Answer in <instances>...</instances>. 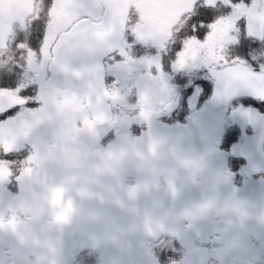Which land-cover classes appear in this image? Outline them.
Here are the masks:
<instances>
[{"label":"rangeland","instance_id":"374dc122","mask_svg":"<svg viewBox=\"0 0 264 264\" xmlns=\"http://www.w3.org/2000/svg\"><path fill=\"white\" fill-rule=\"evenodd\" d=\"M9 1L26 7L31 0ZM137 1L145 9H141L143 19L137 27H131L130 37L136 39V45L154 52L130 55L125 41L119 48L124 52L122 67L108 60L110 77L139 80L136 90H115L116 118L111 125L95 128L90 119L91 126L85 125L83 118L89 116L84 104L71 90L58 88L39 97L41 106L26 127L17 132L0 131V153L31 149L29 169L17 167L15 159L7 162L0 157V219L6 223L16 216L20 222L16 232L0 228V264H51V253L54 258L60 253L67 264L84 249H100L112 233L121 230L123 225L116 218L127 207L126 201L142 216L141 222L134 219L129 225L136 228L145 245L137 264H158L150 244L160 235L176 238L185 251L195 246L207 248L214 263L264 264V113L244 102L214 111L200 82L184 92L173 84L180 71L208 72L212 71L211 61L224 60V47L235 45L243 33L237 23L241 16L252 22L249 35L262 36L264 0L250 4L241 0L235 5L232 2L233 6L228 0H219V4L207 0L203 6L219 10V15L206 25L209 31L204 41L195 36L183 41V68L178 67L174 54L164 67H157L171 37L165 19L162 27L153 23L152 8L162 0ZM173 1L177 4L169 10L172 24L184 17L180 14L184 9L186 13L192 10L196 0ZM224 6L231 10L224 12ZM60 12L59 3L53 23L60 19ZM0 29L3 38L7 36V25L0 24ZM54 33L48 35L49 42ZM28 70L32 83L45 78L41 67L36 69L33 55ZM0 72L12 73L2 67ZM151 77L159 88L173 90L178 114L165 120L177 124L167 125L159 108L144 120L140 110L132 107L133 101L141 105L139 94ZM179 80L183 82V78ZM15 85L16 93L24 89V83ZM206 121L211 122L209 128ZM230 126L238 129L235 142L232 140L227 151L218 150L223 130ZM133 128L136 137L130 136ZM231 158L243 160L241 165L235 163V174L229 167ZM207 162L215 163L220 174L212 194L206 193L198 176V168ZM133 189L134 198L130 195ZM57 191L59 204L54 201ZM81 191L88 195L81 197ZM69 200L73 211L66 230L58 233L54 230L56 216Z\"/></svg>","mask_w":264,"mask_h":264},{"label":"snow or ice","instance_id":"6c2138e0","mask_svg":"<svg viewBox=\"0 0 264 264\" xmlns=\"http://www.w3.org/2000/svg\"><path fill=\"white\" fill-rule=\"evenodd\" d=\"M219 2V0H218ZM245 4H250L252 0H243ZM62 15L59 19V25L63 29L67 39L62 44L67 60V66L63 72L70 74L76 80L81 82L78 88H72L75 99L82 103H88L91 97L83 94V79L81 73L70 66L68 57L72 55H94L101 54V59L107 57L112 61L113 66L122 67L121 60L124 52L121 51L114 43L115 33L110 24L111 19V0H59ZM233 3L239 4L241 0H233ZM230 6H224L223 11H230ZM219 15V10L207 6H200L188 21L184 29L178 35V41L170 48L165 45V51L161 54L160 64L157 66L164 67V62L174 54L179 59V68L184 67V56L181 54L184 49L183 41L188 37L195 36L198 40L204 41L208 34L206 25L212 21L213 17ZM243 37L247 39L238 40L233 46L230 57L224 60L210 62L209 67L212 71L211 78L216 82L218 94L225 99H231L235 96L247 95L254 98L255 101L262 102L264 106V70L261 68V62L252 56L253 50L264 48V41L249 35V29L252 22L241 16L237 21ZM46 26H39L31 37L32 47L35 49L43 45V37ZM257 28L262 27L260 24ZM131 39V37H128ZM173 60V59H172ZM102 67V64L99 65ZM68 67L72 69L68 71ZM175 70V69H173ZM139 94L140 103L143 106L140 111V118L149 120L155 111L159 108L170 107V101L173 96V90L170 86L164 89L159 88L156 78L151 77ZM16 75L12 73L0 72V88H15ZM22 103H12L7 99L0 98V131L17 132L21 127H26L34 113L40 108L41 101L36 97L39 95V87L29 86L18 93ZM115 94L105 92V97L113 99ZM146 109V110H145ZM103 117H101V120ZM89 118L85 116L83 123H88ZM26 148H20L14 153H0L3 158L9 161L16 157L23 156ZM146 188L147 185H144ZM171 187V184H170ZM173 194L175 189L173 188ZM136 189L130 192L134 198ZM87 191H81L80 196H87ZM55 203L60 202V192L57 191L54 197ZM73 211L72 201L69 200L61 211L57 214V222H66ZM18 221L16 216H12L5 223L0 219V228H9L16 232L18 230Z\"/></svg>","mask_w":264,"mask_h":264},{"label":"water","instance_id":"95a60500","mask_svg":"<svg viewBox=\"0 0 264 264\" xmlns=\"http://www.w3.org/2000/svg\"><path fill=\"white\" fill-rule=\"evenodd\" d=\"M131 0H111V19L110 24L115 33V40L113 43L119 47L124 36V24ZM67 39L65 33L61 34L52 49V60L49 65V77L46 81V90H51L56 86L72 89L81 86V82L76 80L70 74L63 72L67 66V60L62 48V44ZM106 57L103 58V60ZM103 60L101 54L94 55H72L68 57L70 66L81 73L83 79V94L91 97L90 102L85 103L86 111L90 115L93 125L97 128L106 126L112 119V109L109 105L108 98L105 97V74L103 69ZM102 64V67L99 65ZM68 71L72 69L68 67ZM212 79V78H211ZM213 81V89L210 97V105L214 109H219L228 105L231 101L238 99H250L253 97L247 95H240L225 99L218 94L216 82ZM0 98L7 99L12 103H22V100L15 95L0 93ZM255 101V100H254ZM170 107L163 108L166 114H171L176 111L178 105L170 102ZM101 117L103 119L101 120ZM200 179L202 180L205 189L208 193H212L218 181V169L213 163H207L200 167ZM56 227L63 230L66 227L64 222H57ZM143 254V248L134 232L124 231L116 234L108 239L106 244L100 249L98 253L99 264H134ZM185 264H208V252L204 248H194L187 252L184 257ZM219 264H230L221 262Z\"/></svg>","mask_w":264,"mask_h":264},{"label":"flooded vegetation","instance_id":"af4514ba","mask_svg":"<svg viewBox=\"0 0 264 264\" xmlns=\"http://www.w3.org/2000/svg\"><path fill=\"white\" fill-rule=\"evenodd\" d=\"M134 1H136V3ZM206 1L207 0H201V6H203L204 3L206 4ZM219 3L220 1L218 2V4ZM175 4L177 3L173 0H162V4H159L157 6L155 5V7H153L151 11L154 15L153 23H156L158 24V26L162 27L165 22H168L170 26V33L174 25L185 19L183 18L182 20H176L172 24V19L169 16V10H171ZM27 7L28 10L25 13L22 12L25 11ZM0 8V24L4 23L5 26L7 25V27L9 28L8 33L6 34L7 36H5L4 38V35L2 36L3 30L0 29V67H2L6 71L10 70L12 74L16 75L15 84L20 85L21 83H24V89L29 86H38L39 91H42L45 85L44 83L46 78H44L38 84L32 83V72L28 70L29 57L31 58L32 55L34 56L36 69L37 67H41L42 73L44 74V76H46V74H48V66L51 59L52 47L56 42L58 36L63 32V29L59 25V19L56 23L52 22L54 15H57L59 0H31L29 4L27 2L26 7L22 4L10 2L9 0H3L2 2H0ZM141 9L143 10L145 8L140 5L137 0H131L126 20L128 21L127 23H130L129 25H131L132 28L137 27L141 19H143V12ZM180 14H184L185 16V9ZM9 15L11 16L10 19ZM184 23H186V21ZM39 26H46V34L43 37V45L34 49L32 47L31 37L36 31V28ZM55 26H57V28L60 27V29L57 31V28L54 29ZM50 32L55 33L52 34V38L49 42L48 35L50 34ZM128 41L130 43V49H134L137 47V45L135 44L136 39L134 37L128 39ZM47 42H49L48 45H46ZM188 80L189 79H187V81ZM207 118L208 115L206 114L205 119ZM171 125H175V122L172 121ZM210 126L211 122L206 121V127L209 128ZM210 133L212 134V131ZM126 206L127 207L124 206L121 209V214L116 218V222L123 225L121 227V230L112 233L107 239L125 230H132L137 234V236H139L136 228H129V225L132 224L134 219L137 222H141L142 216L137 215L136 206L134 207L128 201H126ZM55 256L56 257L54 258L52 253L48 256V261L51 262V264H63L65 262V259L61 256L60 253H57ZM92 262L95 264V260ZM67 264L80 263L73 260L72 262L67 261ZM82 264H91V261L87 260Z\"/></svg>","mask_w":264,"mask_h":264},{"label":"trees","instance_id":"16d2710c","mask_svg":"<svg viewBox=\"0 0 264 264\" xmlns=\"http://www.w3.org/2000/svg\"><path fill=\"white\" fill-rule=\"evenodd\" d=\"M242 39H247V37H243ZM260 41H264V34L261 37H258ZM238 43V42H237ZM236 44V43H235ZM233 51V45H226L224 47L223 55L224 57H230ZM252 56L254 59L261 62V68L264 70V48L253 50ZM197 75V78H203L209 80L208 74L205 72L193 73ZM192 75V74H191ZM191 81L187 84L185 82L182 85V90L187 89V87L191 86ZM107 90L109 94H114V91L111 89L109 81L107 84ZM113 103V99L110 100ZM235 163L241 165L243 162L242 160L235 159ZM233 170V169H232ZM236 172V166H235ZM152 255L157 259L159 264H173L178 263L182 260L185 249L181 244L174 238L167 235L156 237L152 240V248H151ZM81 258H85V256H80Z\"/></svg>","mask_w":264,"mask_h":264}]
</instances>
